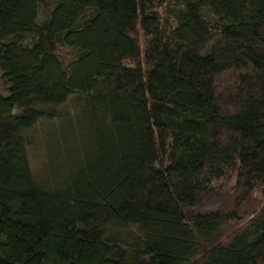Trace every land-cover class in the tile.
<instances>
[{
    "label": "trees",
    "instance_id": "obj_1",
    "mask_svg": "<svg viewBox=\"0 0 264 264\" xmlns=\"http://www.w3.org/2000/svg\"><path fill=\"white\" fill-rule=\"evenodd\" d=\"M0 73V264H264V0H0Z\"/></svg>",
    "mask_w": 264,
    "mask_h": 264
},
{
    "label": "rangeland",
    "instance_id": "obj_2",
    "mask_svg": "<svg viewBox=\"0 0 264 264\" xmlns=\"http://www.w3.org/2000/svg\"><path fill=\"white\" fill-rule=\"evenodd\" d=\"M1 74V73H0ZM1 82V81H0ZM0 93L4 94V95H7L8 93H6V91H4L3 89H0ZM39 158L37 157V159H34L33 157V160H32V163H33V166L34 168H36L38 166V160Z\"/></svg>",
    "mask_w": 264,
    "mask_h": 264
}]
</instances>
